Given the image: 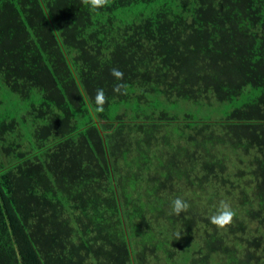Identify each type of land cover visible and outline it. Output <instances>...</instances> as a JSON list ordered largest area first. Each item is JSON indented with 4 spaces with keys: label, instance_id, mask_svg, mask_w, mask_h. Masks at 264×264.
Segmentation results:
<instances>
[{
    "label": "trees",
    "instance_id": "trees-1",
    "mask_svg": "<svg viewBox=\"0 0 264 264\" xmlns=\"http://www.w3.org/2000/svg\"><path fill=\"white\" fill-rule=\"evenodd\" d=\"M0 264H264V0H0Z\"/></svg>",
    "mask_w": 264,
    "mask_h": 264
},
{
    "label": "rangeland",
    "instance_id": "rangeland-1",
    "mask_svg": "<svg viewBox=\"0 0 264 264\" xmlns=\"http://www.w3.org/2000/svg\"><path fill=\"white\" fill-rule=\"evenodd\" d=\"M242 98L227 104H215L212 106L198 105L189 102H178L171 104L169 112L180 117L184 115L191 116L198 121H220L228 117V115L236 108L241 106Z\"/></svg>",
    "mask_w": 264,
    "mask_h": 264
},
{
    "label": "clouds",
    "instance_id": "clouds-1",
    "mask_svg": "<svg viewBox=\"0 0 264 264\" xmlns=\"http://www.w3.org/2000/svg\"><path fill=\"white\" fill-rule=\"evenodd\" d=\"M88 3L93 10H96L105 3V0H88ZM111 71L116 77H120L122 75V73L116 68H113ZM102 99L103 89H97L95 93V101L97 105L101 103ZM169 204L172 214H179L189 207L187 200H184L179 196L172 198ZM233 216L234 210L231 206L227 203H221L209 216V220L218 226H224L231 221ZM175 235L176 239L180 237V233H176Z\"/></svg>",
    "mask_w": 264,
    "mask_h": 264
}]
</instances>
